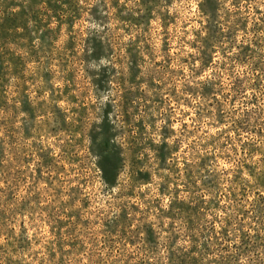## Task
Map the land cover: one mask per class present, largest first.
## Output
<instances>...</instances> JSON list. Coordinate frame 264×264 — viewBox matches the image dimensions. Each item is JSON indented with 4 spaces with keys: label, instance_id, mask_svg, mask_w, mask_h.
Wrapping results in <instances>:
<instances>
[{
    "label": "rangeland",
    "instance_id": "obj_1",
    "mask_svg": "<svg viewBox=\"0 0 264 264\" xmlns=\"http://www.w3.org/2000/svg\"><path fill=\"white\" fill-rule=\"evenodd\" d=\"M0 264H264V0H0Z\"/></svg>",
    "mask_w": 264,
    "mask_h": 264
}]
</instances>
